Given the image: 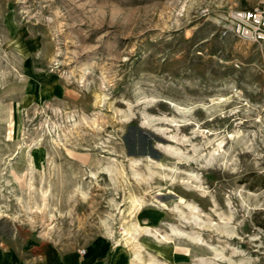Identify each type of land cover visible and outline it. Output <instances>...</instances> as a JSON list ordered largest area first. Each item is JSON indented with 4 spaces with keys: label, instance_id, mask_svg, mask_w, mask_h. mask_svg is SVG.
<instances>
[{
    "label": "rangeland",
    "instance_id": "374dc122",
    "mask_svg": "<svg viewBox=\"0 0 264 264\" xmlns=\"http://www.w3.org/2000/svg\"><path fill=\"white\" fill-rule=\"evenodd\" d=\"M258 5L0 0V246L264 264V46L221 34Z\"/></svg>",
    "mask_w": 264,
    "mask_h": 264
},
{
    "label": "crops",
    "instance_id": "0c3cea01",
    "mask_svg": "<svg viewBox=\"0 0 264 264\" xmlns=\"http://www.w3.org/2000/svg\"><path fill=\"white\" fill-rule=\"evenodd\" d=\"M146 222L157 224L161 220L159 217H153ZM152 235L137 240L136 244L140 246L138 250L135 246L132 248L114 246L113 235L109 234L104 236L103 242L99 241L90 246L84 255L75 247L47 246L38 250L40 253L31 255L22 248L0 246V264H187L186 248L161 246L157 236Z\"/></svg>",
    "mask_w": 264,
    "mask_h": 264
},
{
    "label": "built area",
    "instance_id": "2783aa9c",
    "mask_svg": "<svg viewBox=\"0 0 264 264\" xmlns=\"http://www.w3.org/2000/svg\"><path fill=\"white\" fill-rule=\"evenodd\" d=\"M221 34H231L243 42L264 46V5L228 12ZM79 253L84 255L85 250L81 249Z\"/></svg>",
    "mask_w": 264,
    "mask_h": 264
},
{
    "label": "bare ground",
    "instance_id": "6f19581e",
    "mask_svg": "<svg viewBox=\"0 0 264 264\" xmlns=\"http://www.w3.org/2000/svg\"><path fill=\"white\" fill-rule=\"evenodd\" d=\"M180 202H182L183 200L182 199H180L179 200ZM150 229L148 228V227H145V226H140V225H134L133 227L131 226V228H127V229H125L124 230V232H125V244H130L131 242L132 243H134L135 245V248L136 249H140V246H138L137 244H136V240H135V235H133L134 233H149L150 231H149ZM154 234L157 236V238L159 239V240H161V241H164V242H166V241H168L169 239H170V237L169 236H166V235H163V234H160V233H158L157 232V230H154ZM171 234H175V235H178V236H180V235H185L183 232H181V231H179V230H177V229H174V228H171ZM124 236V235H123ZM228 237L229 238H232V235L231 234H229L228 235ZM193 240L194 241H196V242H200V238H199V236H195L194 238H193ZM213 252H214V256H215V259L216 260H224V257H222V253L220 252V251H218V250H216V249H213ZM136 253L137 252H135V257L137 256L136 255ZM215 260V261H216ZM228 262H231L230 264H232V263H234V261H231V260H228ZM249 263V262H248ZM202 264H211L210 262H205V263H202ZM216 264H219V262L218 263H216ZM234 264H245V263H243L242 261L241 262H239V263H234Z\"/></svg>",
    "mask_w": 264,
    "mask_h": 264
}]
</instances>
